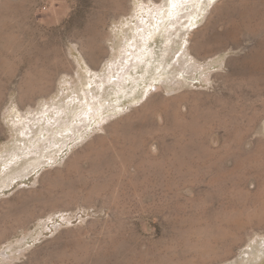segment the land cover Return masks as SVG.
Segmentation results:
<instances>
[{
  "label": "rangeland",
  "instance_id": "rangeland-1",
  "mask_svg": "<svg viewBox=\"0 0 264 264\" xmlns=\"http://www.w3.org/2000/svg\"><path fill=\"white\" fill-rule=\"evenodd\" d=\"M0 264H264V0H0Z\"/></svg>",
  "mask_w": 264,
  "mask_h": 264
}]
</instances>
